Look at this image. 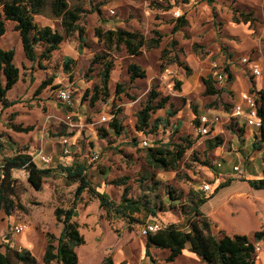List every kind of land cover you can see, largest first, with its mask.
<instances>
[{
  "label": "rangeland",
  "instance_id": "obj_1",
  "mask_svg": "<svg viewBox=\"0 0 264 264\" xmlns=\"http://www.w3.org/2000/svg\"><path fill=\"white\" fill-rule=\"evenodd\" d=\"M69 1L71 5L79 4L84 11L80 20L85 31L84 42L75 33L66 37L50 59L33 63L25 56L14 22H6V34L0 39L2 48L15 51V63L20 70L19 82L7 95L14 105L5 109L0 102V173L4 158L26 148L34 157L44 149L45 155L52 158L49 167L55 170L45 180L41 191L30 186L25 173L17 172L22 185L16 201L23 204L24 209L13 213L16 225L26 223V233L47 241L48 234L58 239L63 226L57 222L55 210L72 207L79 184L66 178L60 166L83 163L91 187L108 194L112 201L119 204L126 194L128 198L141 201L146 208L158 211L153 217L148 216L150 213L145 209L135 215L139 222H133L109 213L100 207L95 197L84 192L77 205L78 216L73 219L86 239L85 245L75 250L79 264H104L108 258L113 264H203L187 258L189 256L168 263L169 253L154 247L148 256L143 230L153 221L163 228L176 224L189 230L184 210L189 211L194 194L199 192L205 196L204 184H211L215 189L231 179L227 174L239 160L240 167L246 168L250 175L261 173L263 152L254 150L251 141L246 144L234 133L224 134L226 143L222 149L208 152L206 141L214 137L200 133L193 113L195 107L199 113L200 105L204 111L214 103V98L205 97L201 88V76H209L213 64L226 67L231 59L233 68L238 67L244 57L264 61V0H213L211 3L209 0ZM242 12L252 13L255 20L244 22ZM181 17L187 24L175 32ZM35 21L40 26H50L64 33L49 7L37 15ZM99 28L104 31L123 28L140 32L147 38H158L156 32H159L163 39L159 48L145 49L140 56L133 57L124 48L107 50L95 36ZM98 56L112 61L114 67L110 74L109 96L101 94V99L92 106L94 87L101 84L103 70L100 63L92 64ZM67 58L73 60L69 73L65 70ZM131 63L140 65L146 71V78L132 82L128 72ZM90 67L93 71H89ZM48 81L50 84L37 92ZM178 82L181 89L184 83L194 89L184 92L178 88ZM223 85L218 83L221 88ZM153 88L160 93L159 98L168 97L169 104L153 115L150 128L142 133L136 128V115L147 104ZM64 90L71 94L70 103L63 102L59 96ZM112 109H119L123 125L121 135L111 132L110 123H101L102 117ZM168 109L175 111V116L167 121L174 126H160L155 133L151 127L158 118H167ZM68 115L72 117L73 127L66 124ZM14 124L33 127V130L18 133L11 128ZM106 131L111 135L102 138ZM181 137H188L195 143L179 168L176 171L153 169L147 160L148 146H143V142L148 140L152 146L159 140L177 143ZM65 138H71L72 148L68 154L63 152ZM95 151L100 153L96 161L93 160ZM207 155L215 165L222 166L213 169L204 166ZM151 173L154 178L144 180ZM246 179L249 176L235 179L229 191L241 194L229 198L218 212H213L214 217L209 218L216 236L242 232L253 239L255 232L264 226V192H257L253 198L247 193L254 192L253 189L243 184ZM120 180L125 184L116 185ZM258 244L257 259L264 253V242L256 246Z\"/></svg>",
  "mask_w": 264,
  "mask_h": 264
},
{
  "label": "trees",
  "instance_id": "obj_2",
  "mask_svg": "<svg viewBox=\"0 0 264 264\" xmlns=\"http://www.w3.org/2000/svg\"><path fill=\"white\" fill-rule=\"evenodd\" d=\"M76 1L82 2L84 0ZM211 2L213 0H209V3ZM48 7L51 10L52 17L60 21L64 33L50 26H40L35 21V17L42 14ZM83 13L84 11L79 4L71 5L69 0H0V39L6 34V22H14V30L21 37L26 58L33 63L40 59H50L53 53L60 49L66 37L78 33L80 41H85V31L80 25ZM240 15L246 23L255 20L252 17V13L242 12ZM185 24H187L185 18H179L174 31H178ZM156 34L158 38H147L140 32L123 28L107 31L99 28L96 30L95 36L105 44L107 50H111L114 47L117 49L124 48L128 55L135 57L140 56L145 49L149 51L160 47L163 35L159 32H156ZM39 48L42 50L40 53H38ZM72 62L73 60L70 58L65 60V70L68 73L71 72L70 64ZM95 63H100L103 66V70L101 72V84L94 87V95L90 102L92 106L101 99V94L105 97L109 96L110 74L114 67L112 61H104V56H98L92 62V64ZM222 68L224 73L229 75L228 80L232 81L230 65ZM89 71H93V67H90ZM128 72L132 82L146 78V71L136 63L129 65ZM19 80L20 70L15 63V51L13 49H4L0 46V102L5 109L14 105L7 98V95L17 85ZM202 82L205 87L203 95L216 98L214 103H211L207 109H215L222 106L226 112L233 110L234 106L231 104L222 101H220L221 105L219 104L221 94L228 91L224 87L218 86V82L212 73L207 77H203ZM48 84H50V81L44 82L37 92H40ZM177 86L180 88V82H178ZM180 90L182 89L180 88ZM250 94L256 97L258 114L263 122L259 130V136L255 138L253 148L264 154V90L256 91L253 88ZM159 96L160 93L153 88L149 93L147 104L138 111L136 128L139 132L143 133L150 128L153 115L160 110L166 109L169 104L168 97L159 98ZM194 109L196 117L193 121L195 126L199 127L198 109L196 107ZM110 113L114 114V117L108 122L110 123L109 129L116 135H121L123 125L119 120V109H112ZM174 116L175 111L168 109L167 118H158L151 130L156 133L160 126H170L171 124H168L167 121ZM231 122L235 123L234 120ZM171 126L173 127L174 125ZM11 128L18 133H29L33 130V127H24L20 124H14ZM176 130L178 131V128ZM239 130L244 132V129ZM111 132L106 131L101 137L106 138L111 135ZM194 143L195 141L188 137H181V141L179 139L177 143H174L173 140L166 142L159 140L155 145L147 147L148 163L156 170L176 171L187 151L194 146ZM223 143L224 139L220 136L208 139L206 141L208 152L221 147ZM262 164L263 175L261 178L244 180L255 193L264 192V155L262 156ZM203 165L213 169L215 164L210 156L207 155ZM15 170L25 171L28 183L36 191H41L45 180L55 172L52 168H39L27 148L11 157L4 158L1 164L0 210H4L9 216L16 210L24 209L23 204L16 201L22 183L18 178L14 177L13 172ZM60 170L66 178L72 182H79V184L75 191L72 207L68 209L57 208L55 210L56 220L62 224L63 228L58 239L53 234L47 235L48 244L43 256L45 264H51L52 262H57L58 264H79L75 250L77 247L85 245L86 239L80 233L79 224L73 219L78 215L77 205L86 191L99 201L101 208L109 213H114L119 218L139 222L135 215L142 213L145 209L150 213L148 216H157V209H148L141 201L128 198L126 194L123 195L122 201L117 204L110 199L108 194L100 193L95 188H92L86 175L87 167L83 163L65 167L60 166ZM150 178H154V174H147L144 180ZM234 181L235 179L231 178L220 183L209 196H203L199 192L195 193L189 211L184 210L186 217H188L187 224L190 229L185 231L181 226L171 224L155 233L148 234L146 236V252L148 256H150V249L153 247L163 249L169 253L166 261L172 263L188 248L204 264H257L256 243L264 242V227L255 232L253 239L246 235L229 236L222 234L221 236H216L212 233L211 222L203 209L216 196L222 195V197H226V195L231 193L232 191L229 190ZM115 184L121 186L125 183L124 180H120L116 181ZM171 199L175 198L171 196ZM56 242L57 245H55ZM2 247H5V252L1 251ZM0 264H38V261L29 250L23 249L19 251L9 245H0ZM104 264H113V261L108 258Z\"/></svg>",
  "mask_w": 264,
  "mask_h": 264
},
{
  "label": "crops",
  "instance_id": "obj_3",
  "mask_svg": "<svg viewBox=\"0 0 264 264\" xmlns=\"http://www.w3.org/2000/svg\"><path fill=\"white\" fill-rule=\"evenodd\" d=\"M247 58L249 59L248 63H246V64L242 63V60H241L242 58H241L239 63L237 62L239 64V66L238 67L234 66L233 68H232V65H233L232 60L229 59L227 61L228 64L230 65V71L232 73V81L228 80L229 75L225 73L226 81L223 83L218 82L221 85H223L225 83L223 85V87L226 89V91H228V92H223L221 94V98L219 99L220 105H221L220 101H222L224 103H228V104H231L232 106H234L235 104L240 102L241 94L246 93V92L250 93V91L253 88H255L256 91L264 90V61L260 62V61L253 59L252 57H247ZM254 68H258L260 70V72H261L260 75H258V76L253 75V69ZM246 74H250V76H247ZM201 77L203 79V77H206V76H201ZM202 79H201V88H202V93H203L205 91V87H204V84L202 82ZM189 86L190 85L188 83L187 84L184 83L182 85L183 91L189 92V91L194 89V88L191 89V87H189ZM215 99L216 98H214V100ZM202 109H204V108L202 107V105H200L199 115L203 113ZM215 110H217L223 116V119L221 120V122H219L218 124H216L213 127L212 132L210 133V134H212L213 137L220 136L224 139L223 136L226 132L234 133L233 135L235 137H240L242 140L247 142L246 144H249L248 142L251 141V144L253 146V144L255 142V138L257 136H259V130L249 128L248 126H245L241 122L239 123V122L235 121V123H232L231 120L226 117V115H225L226 111L222 106H219V108H215ZM195 117L196 116L193 113V118H195ZM242 128H244V134L243 135H242V132H240V130H239ZM197 129H198V127H197ZM225 143H226V141L224 139L223 145H225ZM222 146L217 148V150L222 149ZM28 152H29V154H31L34 157L32 152H30L29 150H28ZM35 163L39 168H42V169L49 168V167L42 165L41 163H39L36 160H35ZM241 164L242 163L239 160L234 165V167L240 166ZM214 166L215 167H218V166L221 167L222 164H218V165H214ZM261 166L263 167L262 158H261ZM17 172H20V173L22 172V173H25L27 175V173L23 170H15L13 172V175L16 178H19L17 175L18 174ZM246 175L249 176V179L261 178L263 175V170H261V173L253 174V176H252L249 173H247L246 168H245L243 176H246ZM227 176L229 178H235V179L239 177L236 174V172L234 171V168H233V171H231L230 173L227 174ZM0 177H1V173H0ZM243 184L248 185L246 182H244ZM235 192L236 191H232L231 193L226 195V197H222V195L216 196L215 198L210 200L208 202V204L203 208L204 212L211 219V217H214L213 212H215L217 210L219 211L221 209V206L226 204V201L229 198H232L237 194H241V193H235ZM247 193L249 195H251L253 198H255V194H256L255 192H249L248 191ZM153 222H156V221H153ZM14 226H16V222H15V219L13 218V214L9 216L6 214V212L4 210H0V245H5V246L9 245L11 248L17 249V250H19V249L29 250L36 257L38 264H45L43 261V256H44L46 246L48 244V241L46 240V238H41L40 236H37V235L34 236L31 233H28V232L26 233V231L21 233V234H16L13 232ZM79 230L81 233V227L79 228ZM61 232H62V229L60 231V234H61ZM230 232H232V231H230ZM213 234L216 235L214 232H213ZM227 235L235 236V235H246V234L242 233V232H234V233H227ZM246 236H248V235H246ZM248 237H250V236H248ZM1 251L5 252V247H2ZM182 256L184 258L186 256H189L187 258H190V259L192 258L193 260L198 261L200 263L202 262L200 260V258L197 255H195L194 253L190 252L188 248L183 251V254L180 257H182ZM53 263L54 262H52L51 264H53ZM56 264H58V263L56 262ZM257 264H264V253L258 257Z\"/></svg>",
  "mask_w": 264,
  "mask_h": 264
},
{
  "label": "built area",
  "instance_id": "obj_4",
  "mask_svg": "<svg viewBox=\"0 0 264 264\" xmlns=\"http://www.w3.org/2000/svg\"><path fill=\"white\" fill-rule=\"evenodd\" d=\"M112 13H115L114 10L111 11ZM242 63L246 64L249 62V59L247 57H244L241 59ZM213 71V77L217 80L219 83H223L226 81V76L223 71V68L218 65L217 63L212 65ZM168 74H171L169 70H167ZM260 70L258 68L253 69V75L258 76L260 75ZM60 98L65 103H70V97L71 94L67 91H61L60 92ZM226 117L229 118L231 121H237L241 122L245 126H248L249 128H253L256 130H260L263 122L261 117L258 114L257 110V101L256 97L249 92L243 93L240 96V102L234 105L233 110L231 112H226ZM114 117V114L109 113L102 117L101 123L105 124L111 121V119ZM223 119V116L215 109H207L204 110L202 114L199 115L200 120V126L198 127V130L202 135H209L212 132L213 127L221 122ZM66 124L69 127H73L74 124L72 123V117L70 115L67 116ZM63 152L65 154L70 153V149L72 148L71 144V138H65L63 139ZM143 146H150L148 140H145L143 142ZM100 158V153L98 151H95L93 154V160H98ZM33 160L38 161L39 163L43 164L46 167H49L52 163V158L48 155H45V153L40 150L37 152L36 156L33 157ZM50 168V167H49ZM234 171L239 177H243L244 170L240 166H235ZM202 191L205 193L206 196H209L214 189H212L211 184H204L202 187ZM28 228V225L26 223L18 224L14 226L13 232L16 234H21L25 232ZM163 229L161 224L159 222H153L150 224H147L144 227L143 234L147 236L150 233H155L159 230ZM23 249H19L21 251ZM260 251L259 244L256 246V252Z\"/></svg>",
  "mask_w": 264,
  "mask_h": 264
}]
</instances>
